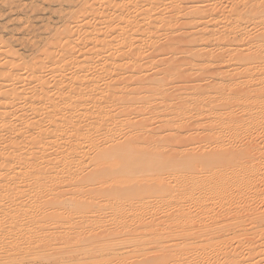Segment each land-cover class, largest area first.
<instances>
[{"label":"bare ground","instance_id":"bare-ground-1","mask_svg":"<svg viewBox=\"0 0 264 264\" xmlns=\"http://www.w3.org/2000/svg\"><path fill=\"white\" fill-rule=\"evenodd\" d=\"M234 2L235 10L231 8L233 11L228 13L230 20L224 31L220 30L223 34L217 41L222 44L221 47H234L232 56L230 50L227 53L230 56L224 58L235 67L228 72L229 75L221 76L223 78H220L218 85L215 83L217 88L215 85L212 87L216 92L214 96L209 94L211 99L207 96V100L205 94L198 96L200 92L195 89L196 93L186 92L183 88L177 92L178 97L185 99L176 116L168 114L167 108H171L173 103L168 102L170 107H165L166 104L158 105L157 102L153 117L164 121V126L168 127L167 132L163 131L165 135L158 134L161 131L158 129L155 135H148L154 132L145 129L153 122L149 121L150 116L143 117V122H139L130 110L133 107L132 110H136L134 114L146 116V106L162 98L160 95H164L162 93L166 90L167 82L173 78L169 76L168 79L169 68L164 72L167 77H152L156 79L155 85L150 83V86L143 87L146 85L142 82L144 79L140 82L141 77L137 76L143 66L133 64L135 70L129 79L136 78L132 79L133 82L143 83V88L137 82L139 87L132 81L130 83L129 79L128 82L136 85L142 96L136 98L138 92L136 97H133L134 94L131 96L129 89L127 91L130 85H125L128 93L124 86L120 88L123 90L121 96L116 87L123 80H113L112 75L115 73L119 77L128 66L126 56L130 52L126 55V50V53L115 50L119 57L115 52L113 55L117 57H112V53L108 55L114 59L111 60L113 66H106L104 71L107 73L100 71L97 74L99 77L102 74L112 77L107 85L104 84L105 87L102 86L103 89L94 86L95 78L88 77V62L78 61L75 72L61 75L54 94H50V89L42 81H37L38 86L30 87L32 97L27 95L28 91H17L14 83L7 87L5 93L0 92V109L5 110L2 113L6 114V109L14 108L11 112L15 117L12 116V119L23 121L29 120V117L26 118L28 113L32 114L31 121H24V126L20 125H23L21 121L17 129H14L16 125L13 128L6 124L10 120L6 119L7 116L0 118V133L7 131L13 134L16 130L17 135V138H13L16 140L6 144L10 145L11 150L6 145H0V264H6L9 260H13L14 264H217L220 260V264H244L253 254L255 239L264 231L255 220L259 203L264 202V193L258 194L256 190L257 185L264 186V0ZM183 9L177 8L178 16L184 10L188 11ZM212 10L216 16L221 8L219 10L218 5H214ZM244 23H252L253 27L256 25V31L259 26L263 30L259 29L261 32L258 33L253 30L249 34ZM212 33L219 31L213 29ZM238 33L244 35L242 37L240 34V37L246 40L245 43L237 36ZM187 41L185 39L188 45H193L192 36ZM190 48L183 50L186 54L184 61L191 66L198 65V54ZM207 55L209 53L206 52L204 61L210 65L216 59L212 60ZM219 58L217 60L220 62ZM185 68L179 74H184L187 71ZM28 69L32 71L29 66ZM224 85L230 88L225 90ZM238 86L248 90L243 87L237 89ZM25 96L29 98L26 109V101L22 99ZM3 99L5 101L1 103ZM136 99L144 102L139 100L142 102L139 103ZM42 104L46 116L35 119ZM78 107H81V118L77 113ZM193 110L198 113V118L194 120L197 122L200 118L198 123L202 122L198 129L204 132V136L209 134L205 137H211L210 142L207 141L211 143L212 140L214 146L203 143L205 137L202 136V141L201 132L199 137L191 136L192 139L190 134L187 135V123L193 116L190 115ZM88 113L92 117L90 120L88 117L90 123L82 124ZM102 126L105 133L99 139L95 135L99 134ZM144 131L148 132V137L142 133ZM174 133L181 136V141L172 150L169 140ZM64 140V148H58L55 153L52 152L53 155L48 152L51 147H59ZM191 140V147L184 149ZM22 145L28 152L24 149L26 152L16 153L18 146ZM60 176L65 177L68 183H64L69 185L68 189L57 191L59 186L51 183V179ZM9 180L11 183L15 180V183L10 184ZM71 200L77 205L73 212L67 211L65 206V202ZM146 214L149 219H146ZM78 218L89 229H85L86 232L81 229L85 234H81V230L77 232L78 228L72 230L73 222ZM246 221L252 225L251 232L245 228ZM122 241L126 248L118 252L111 243ZM231 245L234 247L231 248ZM243 250L249 255L239 258ZM64 251L69 256L66 261L58 258L59 253Z\"/></svg>","mask_w":264,"mask_h":264},{"label":"rangeland","instance_id":"rangeland-1","mask_svg":"<svg viewBox=\"0 0 264 264\" xmlns=\"http://www.w3.org/2000/svg\"><path fill=\"white\" fill-rule=\"evenodd\" d=\"M234 1L235 0H0V92L5 93V91L7 90V87H9V85L14 83L16 90L17 89L20 91L22 90L23 93L28 91L27 95L29 97H32L33 95L31 96L32 93L29 90L33 86H38L37 81L38 82L42 81V82H45L47 87L50 89V91H51L50 94H54L56 92V89H57L56 88L57 83L60 81V79H62V76L67 75V74L71 75L78 68L77 62L78 61H84L86 63L88 62V64H87V68H88L87 74L89 75L88 77L95 78L96 82H94V84H95L94 86L98 87V89H100L105 83H106L105 85H107V83H109L108 81H111L112 77H113L112 78L113 80L116 78L120 80L122 78L123 82L121 81L119 86L116 87L117 89L119 88V93H120L123 91L122 90L123 88L125 89V85L126 86L130 85L131 81L133 82V80L136 79V78H132L133 80L132 79L130 80L129 76H130V78L133 77V70H135L133 68V64L136 65V63H137V65L143 66V69L142 70L140 69V74L139 73H137L138 75L136 74L138 77H141V78H139L140 80L137 79L140 82H141V80L144 79L142 82H144V84H146L147 86L143 85V87L144 86L145 87L150 86V83L155 85L156 79H154V78H156V77H158V79L161 76H163L164 78L168 76V79L170 77L174 78V79L172 78V80L170 78L169 81L167 82V84H166L167 86H165L166 90H164L162 93L164 95H160V96H162V98H160V100H157L156 102L154 101L155 103L152 101L153 102L152 104L154 107L152 106V104L150 105V103H149V105L146 106V108H145L146 113H144L146 116L134 114L133 111H136V110L135 109L132 110L133 107L130 110V111H132L131 115H133V116L135 115L134 116L135 120L139 121V122L142 121L143 117H147L148 115L150 116L149 118L151 120H149V121H153V122H151L150 125L148 124L149 126H146L147 128L145 127V129H146V131L150 132L153 130L154 132L152 131L153 134L147 132L148 135L149 134H151V136L155 135L156 129L161 130L160 133H159V131L157 133L163 135L164 134L163 131L167 132L168 127L164 126L163 120L160 121V119L153 117V116H155V113L153 110H154V108H156L155 106H157V104H156L157 102H158V105L160 104V105L164 106L166 104L165 107L168 106V104H167L168 102H171V104L173 103L174 105L171 108H167V109H169L168 114L170 113L169 116H171V115L176 116V114L179 112L178 111L179 108L181 107L180 106L181 102L183 101V99H185L182 97H181L182 99L180 97H178L177 92H180L181 89L183 88V90L185 89L186 92H193V93H196V92L202 93L203 92L202 94L199 93L200 95L197 93L198 96H201L203 94H205L206 98H207V96L209 98L210 95L214 96V92H216V90H215V88L213 89L212 87L215 85V83H216V85H218L217 83H220L219 81H220L221 76L229 75V73L232 71V67L233 68L235 67L232 64L230 65V62H228L225 59V58H228L230 55L232 56L233 51H235L234 47L231 45H230L231 47H229V45H227L225 47H221L222 44L220 42L218 43V41H217L218 37H220V35L223 34V32H221V31L224 29L227 22H229L228 20H230L228 13L233 11V9H234L233 7H235ZM212 5L213 6L218 5L219 10L221 8L220 11L217 10L218 14L216 16L213 15V10H212L213 6ZM177 8L178 9H182V8L188 9V11L183 9L184 12L182 14H179V16H178L179 12H176ZM231 8H233V9L231 10ZM197 12L200 14H198ZM195 14H197V15H195ZM201 15H203V16H201ZM176 16H178V17H176ZM194 16H198V17H194ZM217 16H219V17H217ZM187 24H188V26L185 27L184 25H187ZM191 24H192V26H191ZM245 25L246 26H244V27L247 28L246 31L247 32L249 31L248 32L249 34L252 33L253 30L257 33L261 32L263 30V29L261 30V28L259 26V29L261 31H259V29H257V31H256L255 30L256 25H255V27H253L252 23H246ZM261 27H262V25H261ZM213 29L218 30L219 33H217V34L212 33ZM243 33H245V32H243ZM248 33L245 35L244 38H246V36H248ZM240 34L242 36V33H238L237 36L240 37ZM191 36H192V41H193V42L192 41L191 42L194 46L187 44V42H188L187 40H189ZM188 37H189V39H187ZM193 37H195V38H193ZM202 38H204V40ZM174 39H176V40H174ZM185 39L187 42H185ZM168 40H170V41H168ZM181 40H183L184 42H181ZM213 40L214 41L216 40L217 42L216 41L214 42ZM240 40L242 41V43H245L244 41H246V40H243L242 38ZM175 41H177L178 44H175L176 43ZM241 41H240V43H241ZM168 42L169 43L171 42V43L169 44ZM201 42L203 45L201 44ZM206 42H208V43H206ZM183 43H186V45ZM170 45H172V46L170 47ZM187 46H189V48L191 47L190 48L191 51L196 52V54H198L197 56L200 57V58L197 57V60L198 59L201 60V61H199V60L197 61L198 65L197 64L196 65L198 67L196 65L191 66L188 63L186 64V61H184L186 54L183 50H185V48ZM204 46H208V47L205 48ZM112 47H114V48L112 49ZM178 47H179V49H178ZM180 47H181V49H180ZM139 48L141 50H139ZM167 48H169L168 51H167ZM189 48L187 47V50H189ZM243 48H245V46ZM118 49H120L124 52H125V50L128 51L127 53L125 52L126 55L130 52L126 56L128 66L126 67L127 64L125 65L126 68L123 71V73L119 74L120 75L119 77H118V74H117V76H115V73L113 74L114 71L112 72V74L114 75V76L112 75V77H111V75L106 76L104 74H102L101 77H99L100 75H97L98 72L104 71L106 66L111 65V60H114L112 58H109L108 55L110 56L112 53V55H111L112 57L113 56L119 57V54H117V53H120L121 51ZM115 50H117L116 51L117 53L115 52ZM142 50H144L145 52L143 53ZM187 50H185V51H187ZM201 50H203V51H201ZM230 50L231 51L233 50V51L231 52ZM137 51H138V53H137ZM113 52H115V54L117 56L115 54L113 55ZM206 52L209 53V55L211 56L210 57L209 55H207L210 57V59H212V60L216 59V60L212 61L210 63V65L205 62L206 61L205 58H207L205 56ZM214 52L215 53L217 52V53L214 54ZM221 52H224V53L222 54ZM229 52H231V53H230V55L227 56V53H229ZM136 53L137 54L142 53V55L139 54L137 56ZM174 53H176V54H174ZM199 53L202 57H203L202 54L205 53L204 57L202 58L201 56H199ZM220 54L222 57H220ZM139 56H140V60H139ZM217 57L218 58L220 57L219 58V59H221L220 62L217 60L218 59ZM222 58H224L225 60H223ZM134 59H135V61H134ZM141 59H143V60H141ZM145 59L147 62L145 61ZM136 60H138V62ZM139 61H141V62L139 63ZM142 61H144V62H142ZM203 61H204V63H203ZM152 62H154V63H152ZM213 62H215V63H213ZM131 63H132V65H131ZM150 63H152V64L150 65ZM200 63L202 65H204L205 67H202ZM206 64H208L207 66H209V67H207ZM213 64H214V66H213ZM222 64H224V65H222ZM171 65L174 68L176 65V68L173 69V67H171ZM219 65H221V67ZM28 66H29V68L30 67L32 68V71L33 70H35V71L32 72L31 70H29ZM112 66L113 65H111V67ZM178 66H179V68H178ZM33 67H35V69ZM167 67L169 68V71H170L169 73L167 71V74H170V75L165 74L166 70H168ZM185 67H187V71L183 72L185 75L179 74V73H182L183 70L185 71V69H186ZM202 68H204V69H202ZM130 69H131V71H130ZM36 70H38V71H36ZM176 70L178 72H176ZM143 71H146V72H143ZM104 72H106V71H104ZM141 72L143 74H141ZM174 73L176 76H171V74L174 75ZM126 74H127V76H126ZM165 75H167V76H165ZM183 75H184V77H183ZM11 76L14 77L15 80H13L14 78H12V80L6 79V78L11 77ZM152 77H154V78L151 79ZM198 77H200L201 79ZM164 78H162V79H164ZM168 79H166V80H168ZM124 81H125V83H128V84H125ZM151 81H153L154 83ZM136 82L138 83V81H134L133 83L136 84ZM133 83L130 86H128V88L127 87L126 88H127V91L129 89V91L131 92V94H130L131 96H132V94H134L133 95V97H134L138 92L137 90H139V88H138L139 85L141 86V84H143V83H141V84L138 83L139 85L136 84L138 87L136 85H133ZM212 83H213V85L211 86L210 84H212ZM105 85H104V87H105ZM153 85H151V86H153ZM207 85H209V86H207ZM226 85L228 87V84H226ZM226 85H224V89L226 88L225 90H228L230 87L227 88ZM122 86H124V87L122 88ZM135 86H136V88L131 91L130 89L135 87ZM104 87H102V89ZM143 87L141 86L140 88H143ZM242 87L238 86L237 89L242 88L244 90H246V89L248 90V88H244V86H242ZM120 88H122V89H120ZM178 88H180V90ZM216 88H217V86H216ZM194 89L197 91L195 92ZM200 89H201V91H200ZM134 90H136V91H134ZM177 90H179V91H177ZM244 90H242V91L244 92ZM125 91H126V89H125ZM235 91L237 92L238 90H235ZM239 91H241V90H239ZM119 93H118V95L120 96V94H121V96H122V93H120V94ZM207 93H208V95H207ZM140 94H142V92H140V93L138 92L137 97L136 96L135 97L138 98V96H139L141 98L142 95L140 96ZM28 96L27 97L25 96L24 98H22L23 101H26L24 104L25 109L28 106V105H26L28 103V99H29ZM187 98L188 97H186V99ZM208 98H207V100H208ZM211 98L212 97H210L209 99H211ZM22 99H21V101H22ZM136 100L139 101L141 99H136ZM212 100H210V101H212ZM4 101L5 100L3 99L1 101V103H4ZM141 101L144 102V100H141ZM141 101H139V103H142ZM21 103H24V102H21ZM18 104L20 105V108H21L22 104H20V102ZM19 105L17 106L18 109H19ZM168 107H170V106H168ZM1 108H4V106ZM78 109H79V111H77V113L78 112L80 113L79 116L81 118L82 117L81 112H80L81 107H78ZM167 109H166V111H167ZM12 110L6 109V114H5V113H2V112H5V110L0 109V113H1L0 118H1V116H7L6 119L7 120L10 119V120H8V123H6V124H9L10 126L12 125L13 128L16 125V128H14V129L19 128L20 125L24 126L25 125L23 123L24 121H27V123H28V121L29 122L31 121L30 119L32 118V114H30V113H28L29 116L28 115L26 116V118L29 117V120L25 119V118H24L25 119L24 121H23V119L22 120H19L16 118L12 119L13 117H15L11 112ZM43 110H44V105L42 104L40 106V111L37 115V118H35V119H44L45 118L46 113H45V111L43 112ZM235 112H237L236 114L238 116L240 115L237 108H236ZM7 113L9 114V116ZM89 113H88V115H89ZM153 113H154V115H152ZM197 114H198L197 111L193 110V112H191L190 115H193L196 117L190 116V119L188 120V123H187L188 131H189V133L187 135L190 134L189 136L191 139H192L191 136H193V138H194V136L199 137L201 135L200 136V138H201L202 136L205 137L208 134L205 132L206 134L204 136L203 135L204 132H202L198 129L199 123L201 124L202 122H200L201 121L200 118L197 119V122H196V120H194V119L198 118ZM30 115H31V118H30ZM90 116L91 115L87 116V114H86V117L83 116V117H85V121H83L84 123L82 122V124L88 125L87 123H90L89 120L92 118ZM88 117H89V120H88ZM82 119H84V118H82ZM7 120L5 122H7ZM198 120H200L199 123H198ZM21 121H22L23 125L20 124ZM157 121H159V122L157 123ZM160 122H162V123H160ZM190 122L194 125L191 124L192 125L191 126ZM156 125H157V127H156ZM166 125H168V124H166ZM58 126L61 127L60 124H58ZM60 127H58V128H60ZM102 128H103V126L101 127L102 132L99 130L98 131L99 134L95 135L99 139H100V136L105 133L103 131L105 129H102ZM161 128H165V129H161ZM15 131L16 130H14V132H13L14 135L12 133L8 134L7 131L0 133V145H2L4 147V145H6L7 143L9 144L10 142L16 140V139H13V138H17L16 137L17 135H15L16 134ZM192 131H194V132H192ZM197 131H199V133H196ZM200 132L202 134H200ZM142 133L147 135V133L145 131ZM198 134H200V135L198 136ZM8 135H10V137ZM148 135H147V137H148ZM176 135H177V133L172 134V139L169 140V141H171L170 142V145H171L170 149H172V150L175 149L176 146L178 145V142L181 141V136L179 134L177 136ZM11 136H12V139H11ZM196 137H195V139H196ZM203 137H202V141L204 139ZM6 139H8V142H6ZM209 139H211V137H209V136L205 137V139H204L205 141L203 143L206 142V144H208V145L210 144L209 146H211L212 140H211V143H208V141L210 142ZM67 140H68V138H67ZM196 140H193V142ZM259 140L262 142L261 138ZM187 142L188 141H186L185 143H187ZM189 142L190 143H188V145L186 144L187 146H184L185 147L184 149H186V148L188 149L189 146L191 147L190 144H191L192 140ZM257 142H259V141H257ZM61 143L62 144H60L59 147H56V146H55L56 148L51 147L48 150V152L51 155H53V153L56 152L55 150H58V148H59V150L64 148L66 145V140H64V142L62 141ZM208 145H205V146L208 147ZM9 146L6 145V147H9ZM62 146H64V147H62ZM212 146H214V145L212 144ZM20 147H21V149L19 150L18 148H20ZM9 148H10V150L12 149L11 147H9ZM18 148H17L16 153H18V152L24 153V151L26 150L23 145L18 146ZM37 148H38V146H37ZM38 150L39 149H36V151H38ZM254 150L255 149H253L252 152H254ZM8 151H9V149H8ZM26 151L28 152V150H26ZM51 157H50V159H52ZM61 177L62 176H60V178H56L54 180L51 179V183L53 182V184H56V183L58 184L59 188L57 189V191H61V190L66 189V188L68 189L67 185H69V184L64 183V182H66V179H64L65 177H62V180H60ZM54 181H55V183H54ZM57 181H59V183L60 182L61 183L59 184ZM9 182H10V180H9ZM12 182L15 183V180ZM14 183L10 182V184H14ZM66 183H68V182H66ZM48 184H50V180H49ZM259 187H260V189H259ZM256 190L258 191V194L260 192L264 193V186L257 185ZM7 199L5 198V200H7ZM259 201H260V199H259ZM259 204H260V206H258V210H257L258 217L255 220H256V222L259 223L261 228L264 229V202H260ZM65 206H66L67 211L73 212L72 210H74L75 206H77V205L75 202H73L71 200V201H66ZM4 207L6 208V206H4ZM148 215H147V217H148ZM147 217H146V219H149V217L148 218ZM81 220L82 219H80V218L74 220L73 225H72V230H75L76 228H78L77 232H79L82 228H83V231H85V232H86V230L87 231L89 230L88 227L85 226V224H82L83 221L81 222ZM79 222L83 226H85L86 228H84L83 226L81 227V224ZM245 224H246V227H245L246 230L248 232H251V230H253V229L251 228L252 225L250 224V222L246 221ZM100 229L101 228H99L98 230H100ZM130 230H132V228ZM83 231L81 230L80 233L82 234ZM85 232H83V234H85ZM248 237H249V235H247V238ZM255 241H256L254 244L255 247L252 251L253 254L252 253L250 254L251 256L245 250H243V252H241V254L239 255V258H242V256H243V258L248 257V255H249V258L244 262V264H264V231L262 232L261 235H259L255 239ZM123 243L124 242L122 241L120 243L115 242V243H111V244L113 245L112 247L115 248L116 251L123 252V250H125V248H126V244L124 243L125 244L124 245ZM234 244H232V245H234ZM232 245H231V248L236 246V244L234 246H232ZM244 254H245V256H244ZM59 255L60 256H58V258H61L60 260H62V261H66L69 259V256H67L65 251L62 253H59ZM35 260L37 262H39V260H37V259H35ZM218 262L219 263H217V264H220L221 260ZM222 262H224V260ZM6 264H14V261L9 260L8 263H6ZM221 264H229V263L226 262V263H221Z\"/></svg>","mask_w":264,"mask_h":264}]
</instances>
